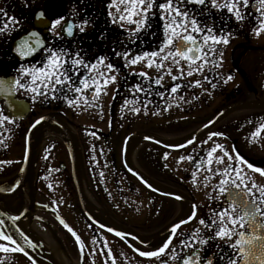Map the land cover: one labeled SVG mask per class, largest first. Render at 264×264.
Instances as JSON below:
<instances>
[{
  "label": "flooded vegetation",
  "instance_id": "obj_1",
  "mask_svg": "<svg viewBox=\"0 0 264 264\" xmlns=\"http://www.w3.org/2000/svg\"><path fill=\"white\" fill-rule=\"evenodd\" d=\"M25 3L29 6L25 7ZM107 3L108 0H0V9H6L9 15L19 20L16 26L18 30L12 31L10 35L0 34L1 77L17 76V69L21 64L42 58L41 53H37L28 61L19 60L12 51L14 43L30 31L40 32L43 39L51 42L52 36L47 27H50L49 20L57 18V15L77 21L85 17L91 19L85 33L77 30L74 37L65 36L59 41L60 44L75 51L82 50V55L89 60L97 55L109 56L121 69L118 76L119 93L114 96L117 85H109L108 94L100 96L99 106L81 104L79 107H70L62 99L48 102L42 97L33 102L30 93L22 90L15 92V99L21 100L28 110L21 118H14V122L0 125V155L5 154V160L7 159V163L0 168V181L8 182L18 173L29 151L27 178L31 185L30 188L27 184V188L20 189L16 200L11 199L5 203V200L3 202L0 199V209L6 217L24 213L15 222L7 219L10 225L19 228L24 234L26 231L30 240L31 237L34 240L41 239L40 236L47 234L35 226L44 225L43 228L48 230L50 237L57 241V244L52 241L57 249L65 252L63 256L58 254L62 258L60 261L57 257L58 264H92L93 260L95 264H104L108 259L105 242L112 250L117 264H160L168 256L162 254L159 258H146L139 256L133 249L152 251L162 246L166 239L155 245H145L143 242L166 225L178 219L187 220L193 211L192 207L186 205L189 211L177 216L182 203L165 193L183 194L196 205V217L183 225H200V218L208 219L212 210L226 207L222 202L224 197L219 202L209 199L216 195L213 189L220 177L201 170L197 174L195 185L192 177L194 162L184 160L178 163L180 156L192 155L203 160L207 150L214 143H220L230 153L235 148L254 167L264 168V130L258 138L249 139L256 128L264 123V61L260 62V59L244 62L242 57L245 53L241 51L242 48H251L253 42L257 46L251 49H263L264 45H259L261 42L257 39L262 32L257 36L253 31L259 25L256 19L258 13L252 8L248 11L253 14L245 20L242 29L234 18L226 19L230 15L226 9L223 13L212 9L211 17L201 18L208 24L215 22L217 28L226 26V31L233 33L227 46H218L224 52L222 66L205 65L203 75H207L217 87L213 89L210 83L203 81L202 75L194 74L178 82L187 84L201 79L202 87H183L178 93L169 95L166 89L173 82L170 76H165L163 88L153 85L151 95L137 94L135 106L143 108L146 104L147 114L142 110L136 115L129 111L133 104L124 106L126 98L133 99L128 88L137 82L147 87L148 82L137 76H129L128 73L133 69H124L123 60L114 56V44L118 45L120 40L127 42V33L110 23ZM73 9L78 15H73ZM40 10L46 11V19L43 21L36 16ZM153 11L157 13V18L152 19V29L142 36L145 43L141 44L138 40L136 45L129 44L130 48L136 51L149 50L159 43L162 24L158 19V10ZM222 17L225 18L223 22ZM152 31L157 33L155 39L151 37ZM102 32L106 34L104 39H100ZM116 50L123 51V45H118ZM134 68L136 72L145 71L153 77L157 75L154 68H145L143 64ZM173 72L175 73V69ZM229 75L233 79L225 83ZM120 77L127 79L121 80ZM156 92H164V98ZM86 95L89 93L86 92ZM0 111H3L1 102ZM3 113L8 115L4 111ZM41 116L46 119L33 128L32 125ZM207 122H210L207 131L192 144L179 149L161 144L165 141L180 143L183 137L177 136L184 133L189 135ZM212 132L224 135L212 137L208 144L201 145L200 142L207 140ZM152 138L161 143L151 140ZM22 148L20 165L15 170V159L12 156ZM166 153L168 158L164 159ZM222 154L221 150H217L213 155L215 157ZM183 163L189 166L187 174L180 169ZM241 167L257 184H264V176L245 166ZM128 168L138 175L129 172ZM101 172L104 173L103 176L100 175ZM179 173H183L181 178ZM205 175L208 176L206 182L210 184V188L195 195V188L199 181L204 180ZM141 176L152 188L147 186ZM74 177L80 182V190L75 187ZM39 181L46 182V191L37 189ZM82 182L94 185L96 190L87 194ZM172 182L182 184H177L174 189L168 186ZM72 184L74 190L71 188ZM38 195L41 196V201H38ZM60 219L81 237L86 245L84 255L75 238L60 223ZM101 224L104 225L103 228L100 227ZM108 228L129 236L122 239L114 232H109ZM29 229H32V233ZM62 233L66 237L60 236ZM185 236L184 233L177 235L175 244L170 247L177 246L179 249V242ZM0 243L10 244L3 240ZM217 243L225 253L232 252L224 241H214L207 246L205 254L217 251ZM3 254L4 252H0L1 256ZM0 264H5L4 259H0ZM169 264L179 262L169 261ZM217 264L224 262L218 261Z\"/></svg>",
  "mask_w": 264,
  "mask_h": 264
},
{
  "label": "snow or ice",
  "instance_id": "obj_2",
  "mask_svg": "<svg viewBox=\"0 0 264 264\" xmlns=\"http://www.w3.org/2000/svg\"><path fill=\"white\" fill-rule=\"evenodd\" d=\"M28 6L25 3V7ZM249 8L258 13L256 19L259 26L253 31L259 36L261 32H264V0H108L107 14L110 23L117 25L127 33V42L125 40L118 42V45H123L124 50L117 51L118 45L114 44L113 54L123 60L124 69H133L128 73L129 76H137L148 82L147 87L137 82L128 88L133 99L126 98L124 106L133 104L134 106L129 109L133 114L138 115L142 110L144 114H147L146 104L143 105V108L135 106L137 94L151 95L153 85L163 88L165 76H170L173 82L171 87L166 89L169 95L178 93L183 87H202L203 81L210 83L213 89L216 88L217 84L212 83L207 75H203L205 65L222 66L224 52L218 46H227L233 33L226 31V26L217 28L215 22L208 24L201 17H211L212 9L220 13L226 9L230 14L226 19L234 18L237 23H241L253 14L248 11ZM154 9L158 10V19L162 24L159 43L149 50L136 51L134 48H130L128 45H136L138 40L141 44L145 43L142 36L152 29L151 21L153 18H157ZM73 15H78L75 9H73ZM36 16L43 21L46 19V11L40 10ZM224 19L222 17V22ZM49 23L50 27H47V31L52 36L51 42L43 39L40 32L30 31L14 45L12 51L21 60L28 61L37 53H41L42 58L21 64L17 69V76H14L10 82L6 83L5 80L0 79V92L12 95L22 90L30 93L33 102L41 97L48 102L62 99L70 107H79L81 104L99 106L100 96L108 94L109 85H117L114 96L118 94V76L121 69L112 62L111 57L97 55L89 60L82 55V50L75 51L59 43L65 36L74 37L77 30L79 33H85L91 19L85 17L77 21L68 19L64 15H57V18L50 19ZM18 24L19 20L15 16L9 15L6 9H0V34L10 35L12 31L18 30L16 27ZM105 36V33H100V39H104ZM156 36L157 33L152 31V39H155ZM138 64H143L148 69L154 68L157 75L153 77L145 71L136 72L134 66ZM173 69H175V73ZM194 74L202 75L203 81L196 79L187 84L178 82ZM120 79L126 80L127 77H120ZM232 79L233 77L229 75L224 82L227 83ZM86 92L89 95H86ZM156 94L161 98H164L165 95L164 92H156ZM180 98L183 99V97ZM45 119L44 116L39 117L32 127L35 128ZM5 122H14V118L10 119L8 115H4L3 111H0V125ZM249 122L251 123V121ZM262 130H264V123L256 128L249 139L258 138ZM223 135L224 133L212 132L208 135L207 140L200 143L201 145L208 144L212 137ZM194 142V139L188 140V144ZM179 146L184 147L185 145ZM217 150H221L223 154L214 157L213 154L217 153ZM167 158L168 154L166 153L164 159ZM225 158H227V163H225ZM184 160L194 162L193 182H196L197 174L201 170L212 176L220 177L218 184L213 189L216 195L210 196L209 199L219 202L221 197H224L222 202L226 204V207L212 210L208 219L200 218L199 224L206 231L202 232L201 228L194 229L192 233L180 240L179 249L175 246L170 247L172 239L177 235H182L177 232L182 224L196 217V206H193V211L187 220H181L173 225L170 236L162 243V246L152 251H141L136 248L133 250L139 256L146 258H159L162 254L168 256V259L162 260L160 264H169V261H178L179 264H217L218 261H223L224 264H264V184H257L241 166H245L261 176H264V168L254 167L235 148L230 153L220 143H214L207 150L203 160L188 155L180 156L177 162ZM23 171L22 168L21 172ZM128 171L133 172V169L128 168ZM133 174L138 175L135 172ZM100 175L103 176L104 173L101 172ZM141 179L149 188H152L146 179L142 176ZM204 180H208L207 175L204 176ZM16 183L18 185L19 181ZM49 187L52 186L49 185ZM8 190L12 191L13 189L10 187ZM3 191L5 189L0 187V192ZM176 198L180 199V197ZM44 207H48V205H44ZM25 211L27 210L25 209ZM23 214L21 212L19 215H9L7 218L15 222ZM3 215L4 213L0 212V216ZM60 223L75 238L81 254L84 255L86 245L81 237L63 219H60ZM100 227L103 228L104 225L101 224ZM107 230L114 231L112 228ZM16 231L30 247H36L19 228ZM115 234L122 239L125 236V233L119 231H116ZM0 240L8 241L14 246L10 248L0 243V252L19 251L28 256L24 247L17 242L12 234L7 233L4 219H0ZM214 241H224L232 252L225 253L217 243L215 244L217 251L205 254L207 246ZM95 242L94 238L93 243ZM104 247L107 249L108 257L104 264H109V261L111 264H117L114 254L106 242ZM29 259L32 258L29 257ZM32 264H36L35 260H32ZM92 264H95V260L92 261Z\"/></svg>",
  "mask_w": 264,
  "mask_h": 264
},
{
  "label": "rangeland",
  "instance_id": "obj_3",
  "mask_svg": "<svg viewBox=\"0 0 264 264\" xmlns=\"http://www.w3.org/2000/svg\"><path fill=\"white\" fill-rule=\"evenodd\" d=\"M245 23H246V21H243V22L239 23L238 27L241 28V29L244 28ZM257 39H258L259 43L261 42L260 44L258 43L259 45H264V32H262L260 37H257ZM254 46L255 47L257 46L256 42L252 43L251 48L254 47ZM251 48H249V49H243L242 48L241 49V51L243 53H245V54H243L242 61H244V62L259 61L260 59H262V61H260V62H263L264 61V48L261 49V50H253ZM187 135H188V133H186V134L184 133V134H181V135H179L177 137H185ZM18 151L20 152V154H19ZM18 151H16L14 153V155L12 156L15 159V161L13 163V165L15 167L14 168L15 170L17 168H19L21 157H22L23 148L18 150ZM5 158H6L5 154L0 155V162H5V164H6L7 163L6 162L7 159L5 160ZM15 162H17V163H15ZM2 164H4V163H0V168H1ZM182 167L180 166V169L183 170L184 173L187 174V169H189L188 164L187 163H183ZM177 173L178 172H175V174H177ZM182 175H183V173H179V177L180 178L182 177ZM28 180H27V183H28L29 186L28 185L27 186H28V188H30L31 183ZM172 183L173 184H171V183L168 184V186L171 187V188H174V189L177 188L176 187L177 184H182L181 182H172ZM193 183L195 184V182H193ZM82 184L84 186V191L87 194H91V191L93 192V190H96V187L94 185H92V184L90 185L89 183L87 184L85 182L84 183L82 182ZM196 187L197 188H195V192H194L195 195L196 194H200L201 192H204V191L208 190L210 188V184L208 182H206L205 180H203V181H199V184ZM46 188L47 187H46V182L45 181H39L38 182L37 189L39 191L42 190V189H43V191H46L47 190ZM71 188L74 190L75 187H74L73 184L71 185ZM1 197L3 199V202L5 200V203L8 202V200H11V199H15V200L18 199V195L17 194H14L13 196H2L1 195L0 198ZM41 200H42L41 196L38 195V201H41ZM181 213H186V211H183L182 205L179 206V210H178L177 216H179ZM194 223H195V221H194ZM35 226H36V228L39 231H41L43 233H47L45 236H40L41 239L39 240V242L37 240H35V241H37V245H38L37 247L40 250H42V252L47 254V256H49L50 259L55 260V261L57 259V255H55L56 253L57 254L60 253V254H63V255L65 254L64 251H61V250L59 251L57 249V247H56L57 241H54V239L52 237H50L48 230L43 228L44 225H35ZM196 228H201L202 232L206 231L205 229H203V227H201V225H185V226H181L177 230V232L178 233H184L185 235H187L189 233H192L193 230L196 229ZM190 229H192V230H190ZM60 236L66 237V235L64 233H62V235L60 234ZM175 238L172 239V244L171 245L175 244ZM52 241H54L56 244H54V242H52ZM7 246L10 247V248L12 247L10 244H7ZM175 247H177V246H175ZM1 258L4 259L5 264H32L30 261H28L27 259L23 258L18 251H16V252H11L10 251V252L4 253L2 256L0 255V259Z\"/></svg>",
  "mask_w": 264,
  "mask_h": 264
},
{
  "label": "water",
  "instance_id": "obj_4",
  "mask_svg": "<svg viewBox=\"0 0 264 264\" xmlns=\"http://www.w3.org/2000/svg\"><path fill=\"white\" fill-rule=\"evenodd\" d=\"M20 39H18L14 43V45L17 42H19ZM16 57L19 59V57L17 55H16ZM12 78H13V76H10V77H1L0 76V79L5 80L6 83L10 82L12 80ZM0 100L2 101L4 112H6V114H8L11 118H14V117L18 118L19 116H23L24 112L26 111V106L22 102H20L21 100L15 99V93L12 95H8L5 92H0ZM17 108H19V111H17ZM206 125H207V127H205V125L203 127H201L198 131H196V133H194L191 136L190 139L196 140L200 135H202L208 129L210 122L207 123ZM28 159H29V155H27L25 163L22 167L24 169L23 172H21V170H20V172L12 179V181L9 184L0 185V187L5 189V191L0 192V194L13 193L20 185L24 184L25 178L27 175V171H28ZM17 181H19L18 185L16 183ZM75 185L77 188H79V182L76 178H75ZM10 187L13 189L12 191L8 190ZM165 194H168V195L175 197V198L180 197V199H178V200L183 201V202L188 203V204H192L193 206H195V204H193L186 196H184L182 194L174 193V192H168ZM0 212H2L1 209H0ZM0 219L5 220V229H6L7 233L12 234L13 237L17 240V242L20 243L24 247L25 251L28 253V256H26V257L28 259H29V257L32 258V259H29L31 262H32V260H35L36 264H55L52 261H50L48 258H46L44 255H42L39 251H37L36 249H34L33 247H30L27 243H25L20 238L19 233L16 231L17 228H15L13 225H9L10 222H8V219L5 217V215L0 216ZM176 223H179V222H176ZM176 223L170 224L162 232H160L159 234L153 236L152 238H150L146 242H144V244H151L157 240H160L161 238H164L169 233H171V229H172L173 225ZM125 236H129V235L125 234Z\"/></svg>",
  "mask_w": 264,
  "mask_h": 264
},
{
  "label": "bare ground",
  "instance_id": "obj_5",
  "mask_svg": "<svg viewBox=\"0 0 264 264\" xmlns=\"http://www.w3.org/2000/svg\"><path fill=\"white\" fill-rule=\"evenodd\" d=\"M183 211H186V212H188L189 211V209L186 207V206H183ZM34 228V227H33ZM29 231H31V233H32V229H29ZM40 239H38V241H39ZM56 255H58V254H56ZM62 256H63V254H61ZM60 255H58L57 257H58V260H60V261H62V258H61V256L59 257ZM64 264H66V263H64Z\"/></svg>",
  "mask_w": 264,
  "mask_h": 264
}]
</instances>
